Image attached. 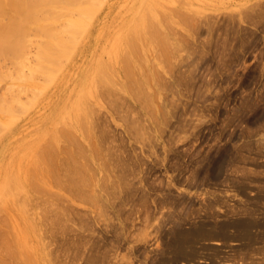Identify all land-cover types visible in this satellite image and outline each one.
I'll use <instances>...</instances> for the list:
<instances>
[{
    "label": "rangeland",
    "instance_id": "rangeland-1",
    "mask_svg": "<svg viewBox=\"0 0 264 264\" xmlns=\"http://www.w3.org/2000/svg\"><path fill=\"white\" fill-rule=\"evenodd\" d=\"M80 4L0 80V263L264 264V0Z\"/></svg>",
    "mask_w": 264,
    "mask_h": 264
},
{
    "label": "bare ground",
    "instance_id": "bare-ground-1",
    "mask_svg": "<svg viewBox=\"0 0 264 264\" xmlns=\"http://www.w3.org/2000/svg\"><path fill=\"white\" fill-rule=\"evenodd\" d=\"M56 3H64L66 5L69 4L73 12L68 13L67 8H65V12L67 13V17H69L68 18V20H69L68 24H79V22L75 18H73L74 17L73 13L75 11H80L82 9L81 8L82 5L80 4V0H0V80H4L6 78H14L15 79L14 82L12 83V85H10V87H9L10 94L14 93L18 88H21L22 86H19L21 83L29 82L32 79V77H30L31 75L28 76V75H25L23 73V71H22L23 64H20V63H23L22 60L16 61V59H19L22 56L23 50L29 44V43L27 44V42L30 41V39L28 37H30L31 33H33L31 31L39 32L43 35H47L46 40H44L42 42L43 44L41 45L42 52H43L42 58L51 64L56 63L58 58L60 57V55L62 53L61 47L62 46L67 47V39L63 38L60 35V33L56 32L57 28L55 27L54 23L56 22L58 17L55 14V12L53 11V7L56 5ZM45 21L52 22V23H50V25L49 24L46 25L45 23H43ZM35 24H36L37 28L39 25H41V26H39L37 31H35L36 30L35 28H34L35 30L34 29L32 30V25L34 26ZM42 24H44L45 26ZM69 26H71V25H69ZM156 29H155V31H157ZM140 31H142V29H140ZM137 33H138V31H137ZM63 34H64V31H63ZM134 36L132 35V37H134ZM137 37L139 38L140 36L137 35ZM132 43H133V41H132ZM129 47L131 49V46H129ZM135 47H133V45H132V48H135ZM132 50H131V53L133 52ZM124 58H126V56ZM124 58H123V60H125ZM135 58H136V56H135ZM141 58L143 59L142 55H141ZM8 60H11L12 62H14L13 63L14 65L15 64L17 65L16 70H15V73H17V74L14 75L10 71H4L3 70V69H5L4 63H6ZM143 62L145 63V60ZM138 63H140V62H138ZM124 64L125 63H123V65ZM137 66H138V64H136V68H137ZM124 67L129 68V66H126V65ZM133 68L136 69L135 67H133ZM136 70L138 71V69H136ZM142 71H143V69H142ZM35 72H36V69H32L30 74L33 75V73H35ZM126 72H127V70H125V73ZM130 72H127V73L130 75ZM132 72H134V71H132ZM12 75H14V76H12ZM127 77H129V76L127 75ZM132 78L134 79V77H132ZM137 78H135V79L137 80ZM145 80H147V79L145 78ZM132 81H134V80H132ZM139 81H140V78H139ZM134 82H132V83H134ZM0 109H4L2 104L0 105ZM42 151L43 152L40 151L38 154V159L40 162L38 163L37 168L43 163H45L44 165H46L48 162H50V157L53 155V154L49 153V151L48 152L45 150H42ZM40 167H44V166H40ZM4 247L6 248V246H4ZM6 249H8V251L12 250L10 247H7ZM6 255L8 256V254H6ZM15 255H16V253H15ZM10 258H11V256H10ZM25 262H27V261H25ZM0 264H3V263H0Z\"/></svg>",
    "mask_w": 264,
    "mask_h": 264
}]
</instances>
